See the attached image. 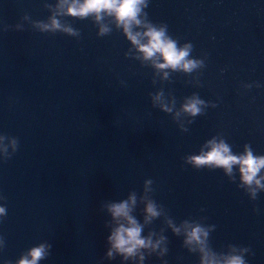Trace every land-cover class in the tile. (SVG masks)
Segmentation results:
<instances>
[{"label":"water","instance_id":"obj_1","mask_svg":"<svg viewBox=\"0 0 264 264\" xmlns=\"http://www.w3.org/2000/svg\"><path fill=\"white\" fill-rule=\"evenodd\" d=\"M71 3L0 0V264L40 245L37 264H200L185 220L207 228L218 264H264V169L248 185L239 165L189 159L212 140L264 156V0H145L133 32L150 25L192 45L191 72L156 67L114 16L74 17ZM53 19L61 29H44ZM196 99L193 116L184 105ZM132 193L141 224L149 199L162 212L142 233L167 237L160 259L106 257L115 225L104 205Z\"/></svg>","mask_w":264,"mask_h":264},{"label":"clouds","instance_id":"obj_2","mask_svg":"<svg viewBox=\"0 0 264 264\" xmlns=\"http://www.w3.org/2000/svg\"><path fill=\"white\" fill-rule=\"evenodd\" d=\"M145 0H72L68 5L66 14L74 17H87L94 14L97 20L101 19L102 13L112 15L115 17L118 26L123 27V31L128 40L135 45L140 53L143 54L145 60H153L159 57L163 62L156 64L160 69L171 68L183 69L185 72H191L198 66V61L189 59L192 45H184L178 47L177 41L166 34V30L157 29L154 26H147L146 31L142 34L133 32V26L141 25V20L138 18L141 12V5H144ZM146 6V5H145ZM44 29L60 30L61 25L59 21L53 19L51 25H43ZM63 31L70 35H76V31L70 27L63 28ZM107 28H101L100 34L107 32ZM144 41V42H142ZM203 101L196 99L184 105L185 111L191 113L193 116L200 113L201 109L198 107ZM209 150L199 156L190 157V162L194 166L213 165L224 168L231 173L233 165H239L242 181L245 184L251 185L255 183L260 185L257 174L264 169V156H255L251 150H247L245 155L236 156L231 154L229 146L224 143H216L215 140L208 142ZM153 181L147 180L145 184H151ZM264 187V186H262ZM136 204V194L132 193L128 200L120 202H109L106 207L107 212L111 214L114 227L111 234L107 236L106 240L110 247L107 250L106 257L108 259H115V255L122 257L123 261L135 259L139 256L141 261L145 259V252L148 256L153 253L157 254L160 259L167 255V237L160 235L155 241L152 239L156 236L155 231H151L147 236L142 235L144 225L151 222L153 218L160 217L162 212L158 210V205L155 200L149 199L144 208V224H141L136 217L131 215L132 206ZM163 206L161 205L160 208ZM5 213V208L0 207V215ZM175 235L180 234V229L176 227L170 219L167 221ZM184 224L186 230L184 245H200V252L203 255L200 257V264H218L215 259V254L211 253L206 244V239L209 235L207 228L195 221L189 223L185 220ZM211 227H215L212 225ZM163 232V228L160 230ZM163 245V246H162ZM248 251V248L243 249ZM189 251H195L190 248ZM45 255V246L32 248L28 257H22L18 264H37V262ZM5 264H9L5 261ZM161 264H167V261L162 259ZM223 264H246L245 259L239 255H227Z\"/></svg>","mask_w":264,"mask_h":264}]
</instances>
